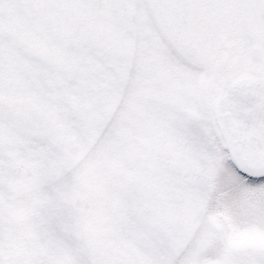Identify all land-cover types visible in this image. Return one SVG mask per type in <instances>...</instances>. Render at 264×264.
<instances>
[{"label": "flooded vegetation", "instance_id": "obj_1", "mask_svg": "<svg viewBox=\"0 0 264 264\" xmlns=\"http://www.w3.org/2000/svg\"><path fill=\"white\" fill-rule=\"evenodd\" d=\"M20 1L0 0V49L8 69L7 81L0 83L5 92L0 100V264H141L142 253L156 250L151 237H161L168 226L170 198L184 193L171 191L169 183L159 187L156 181L152 187L145 180L134 203L141 206V222L132 208L116 215L105 214L102 205L94 208L81 174L80 183H73L75 166L82 162L78 148L121 87L135 29L130 3L28 0L40 8V16L66 21L75 40L71 68L49 78L24 70L32 52L28 38L34 37L29 26L45 21L23 14ZM160 12L163 31L184 63L209 62L223 49L229 61L250 54L235 58L240 75L223 84L220 96L233 80L264 76V0H163ZM99 23L107 25V37ZM192 76L196 91H202L203 74L194 70ZM39 93L41 100L35 98ZM50 95L54 102L45 100ZM75 98L82 114L65 108ZM147 197L156 208L146 202L142 209ZM154 220L160 222L153 225Z\"/></svg>", "mask_w": 264, "mask_h": 264}, {"label": "rangeland", "instance_id": "obj_2", "mask_svg": "<svg viewBox=\"0 0 264 264\" xmlns=\"http://www.w3.org/2000/svg\"><path fill=\"white\" fill-rule=\"evenodd\" d=\"M128 1L135 29L127 43L121 87L106 101L91 136L79 146L77 161L82 162L75 164L73 183H80L81 174L94 208L102 205L105 214L114 215L132 208L141 222V206L134 204L144 189L141 184L169 183L171 191L184 193L170 198L168 226L160 233L162 239L151 237L156 250L142 253L141 264L145 260L148 264H264V184L247 183L238 176L220 138L213 106L223 84L240 75L233 63L240 57L233 55L231 62L223 49L209 62L184 63L163 31L156 1ZM17 4L32 20L45 21L29 26L34 41L28 38L32 52L26 54L24 70L61 77L71 68L69 56L76 50L71 26L47 14L40 16V8L28 0ZM106 27L99 23L104 37ZM2 52L0 83L7 81L8 74ZM247 57L249 53L240 59ZM194 70L203 74L200 92L195 89ZM4 94L0 90V100ZM51 97L45 100L54 102ZM35 98L44 97L39 93ZM74 100L65 108L82 114L78 99ZM153 201L143 198L142 209L146 202L156 208ZM156 222L160 221L153 225Z\"/></svg>", "mask_w": 264, "mask_h": 264}, {"label": "water", "instance_id": "obj_3", "mask_svg": "<svg viewBox=\"0 0 264 264\" xmlns=\"http://www.w3.org/2000/svg\"><path fill=\"white\" fill-rule=\"evenodd\" d=\"M215 109L236 166L259 175L264 171V77L231 82Z\"/></svg>", "mask_w": 264, "mask_h": 264}, {"label": "snow or ice", "instance_id": "obj_4", "mask_svg": "<svg viewBox=\"0 0 264 264\" xmlns=\"http://www.w3.org/2000/svg\"><path fill=\"white\" fill-rule=\"evenodd\" d=\"M238 176L243 177L244 182L253 184H264V171H261L259 175H253L251 173H246L243 169L232 165Z\"/></svg>", "mask_w": 264, "mask_h": 264}, {"label": "trees", "instance_id": "obj_5", "mask_svg": "<svg viewBox=\"0 0 264 264\" xmlns=\"http://www.w3.org/2000/svg\"><path fill=\"white\" fill-rule=\"evenodd\" d=\"M160 239H162V237H160Z\"/></svg>", "mask_w": 264, "mask_h": 264}]
</instances>
